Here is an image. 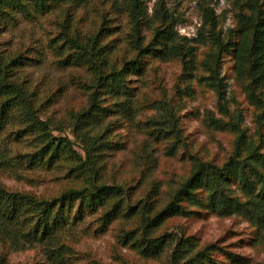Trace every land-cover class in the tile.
<instances>
[{"label": "trees", "instance_id": "obj_1", "mask_svg": "<svg viewBox=\"0 0 264 264\" xmlns=\"http://www.w3.org/2000/svg\"><path fill=\"white\" fill-rule=\"evenodd\" d=\"M93 1L0 0V264H7L5 248H38L50 264H75L73 235L90 231L95 223L106 231L115 222L135 221L137 216V225L117 235L124 247L136 249L143 257L160 258L169 250L174 260L208 263L214 246L199 248L191 236L169 240L170 236L155 235L168 218L187 217L195 213L193 208L221 217L242 216L264 240V0L242 2L230 35L219 29L210 1L198 0L204 29L198 41L208 47L200 61L196 48L178 34V19L164 0L152 8L144 0H99V21L75 25L78 10ZM108 3L112 10H105ZM113 11L125 14L123 26L113 25ZM49 15L56 16L57 30L48 47L59 68L74 74L86 97L84 106L73 109L67 120L57 121L47 114L39 87L25 76L28 49L6 48L1 42L11 26ZM227 54L233 57L236 78L256 111L258 141L248 138L243 114L231 110L222 72ZM149 58L179 60L184 69L192 61L200 66V81L214 92L218 107V115L208 110L204 122L229 130L234 141L223 164L192 156L189 176L163 205L138 206L147 197L132 203L135 193L129 185L118 177L108 178L98 129L112 115L129 117L134 111L130 76L143 74ZM106 97L115 103L108 106ZM158 125L170 129H157L160 134L173 138L155 139L170 141V153L176 154L183 146L180 129L175 124ZM72 138L80 142L82 151ZM37 169L56 172L72 184L46 197L10 188L1 179L6 173ZM221 251L238 261L231 252Z\"/></svg>", "mask_w": 264, "mask_h": 264}, {"label": "rangeland", "instance_id": "obj_2", "mask_svg": "<svg viewBox=\"0 0 264 264\" xmlns=\"http://www.w3.org/2000/svg\"><path fill=\"white\" fill-rule=\"evenodd\" d=\"M144 1L152 8L160 0ZM164 1L178 19V34L186 37L196 48V60L200 61L208 47L198 41L200 32L204 31L199 1ZM209 1L218 16L219 29L230 35L244 0ZM98 3L99 0H95L88 8H85L87 5L81 6L75 15V25L89 26L92 21H99ZM104 8L112 10L111 3ZM83 16L87 20L82 21ZM111 16L114 26L121 27L125 23V14L113 11ZM56 30L55 15L38 17L11 26L3 34L1 42L6 48L23 46L28 49L29 59L23 69L25 76L39 87L47 114L58 121L67 120L73 109L84 106L86 97L76 86L74 74L59 68L48 47L49 38ZM222 72L228 86L231 110L243 114V128L248 138L258 141L254 122L256 111L242 91L234 71V59L229 54L224 57ZM202 74L201 67H197L194 61L184 69L179 60L149 58L143 74L130 76L131 87L135 91L134 111L129 113V117L114 114L100 125L98 132L102 134L103 148L100 156L105 172L109 179L118 177L129 185L135 193L132 203L142 202L140 199L145 196L146 202L138 206L163 205L171 191L189 176L192 156L218 164H223L230 157L234 134L229 130L214 129L204 122L208 110L218 115V107L214 92L200 81ZM106 99L108 106L115 103L112 97ZM158 124H164V127L175 124L180 129L183 146L176 154L170 153V141L155 139L173 138L167 137V133L160 134L157 129L163 128ZM66 130L71 136L70 129ZM163 130L169 132L170 129ZM72 139L76 149L82 151L80 142ZM1 179L10 188L46 197L57 195L72 184L58 173L44 169L6 173ZM193 209L195 213L187 217L168 218L156 229L155 235L170 236L169 240L191 236L199 248L214 246L212 260L200 264H264V240L257 228L245 218L239 215L221 217L205 209ZM139 221L140 216L135 221L115 222L106 231H100L99 224L95 223L90 231L77 232L73 235L75 264H123V260L130 264H189L186 258L174 260L169 250L160 258L143 257L136 249L120 244L118 233ZM222 249L231 252L238 261L228 258ZM4 254L7 264H50L38 248H5Z\"/></svg>", "mask_w": 264, "mask_h": 264}]
</instances>
